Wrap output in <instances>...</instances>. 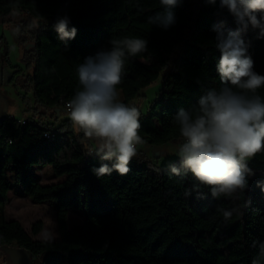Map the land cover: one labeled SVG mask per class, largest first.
Listing matches in <instances>:
<instances>
[{
	"label": "trees",
	"instance_id": "16d2710c",
	"mask_svg": "<svg viewBox=\"0 0 264 264\" xmlns=\"http://www.w3.org/2000/svg\"><path fill=\"white\" fill-rule=\"evenodd\" d=\"M217 5L204 0H179L171 11L176 22L167 29L148 23L163 12L159 0H0V13L19 8L31 16L49 20L35 35V97L46 111L39 119H0V205L9 203L12 176L23 195L35 203L56 202L59 238H34L43 229L37 222L28 232L18 220L0 219V246H16L42 258L41 264H264L259 243L264 242V151L257 153L249 167L247 189L233 201L214 198L210 189L199 185L191 174L176 176L169 166L155 171L145 155L137 153L126 175L113 172L97 177L91 171L101 161L91 141L77 133L70 118L55 121L66 111V103L79 89L77 66L111 39L144 38L147 51L129 57L117 86L123 102L129 104L156 81L165 66L163 86L149 111L140 118L139 134L152 144H163L179 136L173 116L192 109L207 89L219 88L212 26L220 21L235 30L233 17L220 13ZM68 16L69 28L77 35L61 41L53 24ZM254 70L264 75V38L249 30ZM31 58V56H30ZM264 100V87L258 89ZM50 132L51 136L45 137ZM179 160L174 164H178ZM51 166L63 181L43 185L32 172L35 166ZM12 172V176H10ZM190 192V195H185ZM238 208L224 222L218 208ZM71 211H82L85 221L72 228ZM256 246H253V242Z\"/></svg>",
	"mask_w": 264,
	"mask_h": 264
},
{
	"label": "clouds",
	"instance_id": "9594fccd",
	"mask_svg": "<svg viewBox=\"0 0 264 264\" xmlns=\"http://www.w3.org/2000/svg\"><path fill=\"white\" fill-rule=\"evenodd\" d=\"M178 2L159 0L163 12L150 16L148 23L164 29L174 25L171 9ZM204 2L217 5V0ZM218 9L220 13L226 10L236 25L235 30L226 29L223 21L212 26L215 47L220 52L217 71L221 86L207 89L197 106L181 108L173 116L179 128V163L170 164L169 171L176 176L191 174L197 182L194 187L203 185L212 197L235 201L254 175L248 161L264 151V100L258 95V89L264 87V75L254 70L250 42L243 38L249 30L256 32V39L264 38V0H219ZM69 24L66 15L53 24L61 41L77 35V29L69 28ZM109 43V49L97 51L77 66L80 87L66 104L74 130L95 144L94 153L101 163L91 171L98 178L113 172L126 175L138 145L145 143L139 135L140 111L135 104L118 99L117 86L124 75L125 61L147 51L148 41L124 37ZM257 186L264 191V182ZM217 211L227 222L239 209ZM54 238L53 232L45 230V241ZM259 254L264 256V242L259 243Z\"/></svg>",
	"mask_w": 264,
	"mask_h": 264
},
{
	"label": "rangeland",
	"instance_id": "374dc122",
	"mask_svg": "<svg viewBox=\"0 0 264 264\" xmlns=\"http://www.w3.org/2000/svg\"><path fill=\"white\" fill-rule=\"evenodd\" d=\"M49 20L35 18L28 12L15 8L8 14L0 13V119L11 116L16 119H39L43 113L49 112L39 105L35 97L34 83L31 77L34 73V48L35 35ZM31 56V58H30ZM171 64L165 66L160 77L151 85L143 89L129 105L135 104L140 111V118L153 106L163 86L165 72ZM118 99L123 102V94L117 89ZM69 118L64 110L60 119L55 121L50 117L45 122L60 121ZM140 135V134H139ZM144 140V139H143ZM143 145H138V152L145 155L148 165L155 171H161L179 160L177 156L180 137L163 144H152L144 140ZM93 147L95 149V144ZM95 154V153H94ZM252 159V158H251ZM250 159V160H251ZM249 160V161H250ZM32 172L40 178L43 185L63 181L66 176H56L51 166H35ZM12 176V172H10ZM12 189L9 193V203L4 212L1 211L0 219L18 220L28 232L37 222L43 223V229L34 236L37 240H44L45 230L55 234V241L59 238L56 219V202L35 203L23 191L19 183L12 176ZM85 221L82 211H71L69 222L72 228L80 226ZM14 255L7 248L0 246V264H13ZM42 258L31 256L32 264H41Z\"/></svg>",
	"mask_w": 264,
	"mask_h": 264
},
{
	"label": "flooded vegetation",
	"instance_id": "af4514ba",
	"mask_svg": "<svg viewBox=\"0 0 264 264\" xmlns=\"http://www.w3.org/2000/svg\"><path fill=\"white\" fill-rule=\"evenodd\" d=\"M11 253H13V251L16 252L17 256H18V260H17V264H32L31 262V253L29 252V254L27 252H25L26 250L23 249H19L16 246H11L7 248ZM13 264H15V260L13 261Z\"/></svg>",
	"mask_w": 264,
	"mask_h": 264
},
{
	"label": "built area",
	"instance_id": "2783aa9c",
	"mask_svg": "<svg viewBox=\"0 0 264 264\" xmlns=\"http://www.w3.org/2000/svg\"><path fill=\"white\" fill-rule=\"evenodd\" d=\"M67 104V103H66ZM67 110V109H66ZM20 122L22 123V124H25L26 123V120H20ZM45 135V137H50L51 136V133L50 132H47V133H45L44 134ZM92 152V154H90V155H93L94 154V151H91Z\"/></svg>",
	"mask_w": 264,
	"mask_h": 264
},
{
	"label": "water",
	"instance_id": "95a60500",
	"mask_svg": "<svg viewBox=\"0 0 264 264\" xmlns=\"http://www.w3.org/2000/svg\"><path fill=\"white\" fill-rule=\"evenodd\" d=\"M25 252H27L29 254V251H25ZM13 255H14V259H15V264H17L18 256H17L15 251H13Z\"/></svg>",
	"mask_w": 264,
	"mask_h": 264
},
{
	"label": "crops",
	"instance_id": "0c3cea01",
	"mask_svg": "<svg viewBox=\"0 0 264 264\" xmlns=\"http://www.w3.org/2000/svg\"><path fill=\"white\" fill-rule=\"evenodd\" d=\"M11 117V116H10ZM19 120H26V118H21V119H19Z\"/></svg>",
	"mask_w": 264,
	"mask_h": 264
}]
</instances>
